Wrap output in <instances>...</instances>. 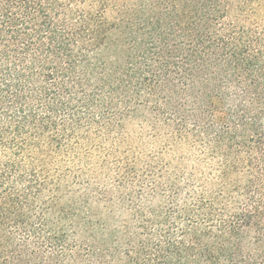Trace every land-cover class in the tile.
I'll return each mask as SVG.
<instances>
[{
    "label": "trees",
    "instance_id": "16d2710c",
    "mask_svg": "<svg viewBox=\"0 0 264 264\" xmlns=\"http://www.w3.org/2000/svg\"><path fill=\"white\" fill-rule=\"evenodd\" d=\"M0 264H264V0H0Z\"/></svg>",
    "mask_w": 264,
    "mask_h": 264
},
{
    "label": "rangeland",
    "instance_id": "374dc122",
    "mask_svg": "<svg viewBox=\"0 0 264 264\" xmlns=\"http://www.w3.org/2000/svg\"><path fill=\"white\" fill-rule=\"evenodd\" d=\"M130 131H131V140L127 142V144L124 146L123 149H121V152L123 153L126 150H130L131 148L135 149L134 153H131V156L134 154L141 155L147 160L149 156H159L162 155L159 163L160 164H154L156 166H159V168L164 167L163 162H166V165L168 162H172L175 165V162L173 161L172 157L173 155H182L185 153H181L177 150H172L171 152H166L162 154L163 151H165V144L167 143V138H158L154 132L146 127L145 125L143 126L139 120H136L135 123L129 125ZM174 151V152H173ZM177 153V154H176ZM186 155V154H185ZM188 157H195V154L188 155L186 156V164L187 168L190 171L191 167L194 165H197L195 161L192 160H187ZM116 156L109 158L110 163H113L114 159ZM195 159V158H194ZM98 159H96L94 162H96ZM95 166V165H94ZM113 167V166H112ZM174 167V166H173ZM99 169H102L101 167H97ZM173 169V168H171ZM104 173L107 175H111V171L108 169L104 170ZM108 177V176H106ZM113 178V176H110Z\"/></svg>",
    "mask_w": 264,
    "mask_h": 264
}]
</instances>
